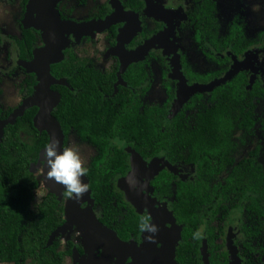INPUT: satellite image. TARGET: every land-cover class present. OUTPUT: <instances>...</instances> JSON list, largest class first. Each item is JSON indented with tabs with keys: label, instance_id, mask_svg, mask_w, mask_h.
<instances>
[{
	"label": "flooded vegetation",
	"instance_id": "af4514ba",
	"mask_svg": "<svg viewBox=\"0 0 264 264\" xmlns=\"http://www.w3.org/2000/svg\"><path fill=\"white\" fill-rule=\"evenodd\" d=\"M47 1L51 7L55 1L62 25L76 28L62 32L66 41L63 57L51 63V73L62 81L51 84V89L61 96L52 113L64 131V147L77 149L88 168L87 177L91 170L112 174L104 191H95L89 176V194L84 193L79 200L65 197L63 190L55 193L64 220L46 246L54 245L59 263L173 264L174 256L177 264H264V223L252 222L247 215L250 199L246 194L251 190L245 194L243 186L230 188L226 180L215 187L213 201H206L199 208L201 222L196 231L200 235L192 238L199 241L198 252L193 248L181 258L186 224L176 215L181 201L177 187L180 185L183 191L193 183L196 193H203L199 185L203 178L201 167L198 161L189 160V143H179L177 139L146 150L141 138L144 124L153 135L156 131L176 132L179 125L191 124L200 130V110L212 108L221 92L237 86L254 97V124L233 134L234 146L225 156L229 166L243 171L245 158L257 150L264 170V117L259 112V104H264V0L258 5L255 0ZM32 4L33 0H0V128L4 130L0 144L6 127L36 107L34 124L39 110L37 105L29 106L10 122V116L39 82L36 72L26 64L34 58L35 50H43L47 44L43 30L33 25L40 7ZM155 38L156 44L147 47ZM154 65L160 67V76ZM138 76L141 80L133 83L131 78ZM157 77L160 84L153 85ZM9 79H19V100L12 106L5 99L9 95ZM91 79L114 104L111 109L105 105L102 117L93 118L104 123V129L97 131L89 121L80 119L73 120L71 127H63L57 110L63 92L69 89L77 100L89 96L85 88ZM213 126L208 123L203 130ZM37 130L40 134L46 132L50 140L48 130ZM249 142L253 146L248 148ZM43 167V161L34 167L40 187L45 193L52 192L45 183ZM181 167L192 169L193 174ZM208 180L213 185L209 177ZM220 200H224V206L214 215L212 211L221 206ZM69 203L76 206L79 223L68 222ZM259 203L260 209L252 216L264 219V198ZM224 210L220 226L216 225L219 228L215 226L212 231L210 225L216 224ZM237 211L239 216L235 215ZM157 214L162 219L161 232L151 234L139 229L141 216H149L152 223ZM85 219L97 221L99 229L89 233L82 227ZM171 219L181 225L182 237L180 242L174 240L173 255L162 247L166 234L168 240L175 236ZM244 226L254 234L243 231ZM109 230L117 234L121 246ZM214 233L218 238L211 246L209 240Z\"/></svg>",
	"mask_w": 264,
	"mask_h": 264
},
{
	"label": "trees",
	"instance_id": "16d2710c",
	"mask_svg": "<svg viewBox=\"0 0 264 264\" xmlns=\"http://www.w3.org/2000/svg\"><path fill=\"white\" fill-rule=\"evenodd\" d=\"M131 79L133 83L141 80L139 76ZM95 85L91 79L90 86L85 88V93L89 96L80 97L78 100L72 98L69 89L63 92L57 108L63 127H71L73 120L80 119L84 123L89 121L93 125L91 127L97 131L104 129V123L94 121L93 118L96 115L102 117L105 105L111 109L114 104ZM253 99V95H248L242 88H226L217 97L212 108L205 112L200 110V130L193 129L191 124L187 127L179 125L176 132L166 134L156 131L153 135V131L144 124L141 138L146 150L156 149L177 139L179 143H189L192 148L191 153H188L189 160L198 161L203 173L199 183L203 193L197 194L193 183L186 185L185 192L180 185L177 187V196L181 201L179 204L176 201V215L186 224L184 241L180 245L182 259L185 253L193 248L198 252L199 241H193L192 238H195L193 232L201 222L202 210L199 208L202 203L213 201L211 198L216 196L215 187L217 188V184L222 180H226L229 187H235L236 190L238 186H243L245 194L251 190L250 194H246L250 199V211L247 215L252 222L257 220L264 223V219L252 216L260 209V199L264 198V170L258 161L257 150L250 151L249 156L245 158L243 171L236 169L237 166H229L225 156L234 146L233 134L246 127L249 129L254 124ZM36 109L35 107L26 111L14 124L6 127L0 144V261H10L13 264H60L54 245H46L50 234L63 222L64 216L61 208L57 206L55 192L45 193L44 190L40 194L41 180L37 170L32 167L37 161L41 147L48 142L47 133L40 134L33 124L32 116ZM208 123H213L214 126L209 128L210 130H203ZM173 133L176 134L175 138ZM242 164L244 163L240 165ZM245 168L249 171L245 172ZM88 175L91 187H94L95 191H104L103 187L112 174L91 170ZM208 177L213 181V185ZM223 202L224 200H220L222 207L218 205L219 208L212 211L214 215L222 210ZM225 214L226 210L219 216V220L216 219V224L210 225L212 231L216 225L220 226ZM243 231L254 234L247 226L243 227ZM217 238L218 235L214 233L209 244L213 246Z\"/></svg>",
	"mask_w": 264,
	"mask_h": 264
},
{
	"label": "water",
	"instance_id": "95a60500",
	"mask_svg": "<svg viewBox=\"0 0 264 264\" xmlns=\"http://www.w3.org/2000/svg\"><path fill=\"white\" fill-rule=\"evenodd\" d=\"M55 1H52V7L49 1L47 0H33L32 6H38L40 7L39 15L37 20L35 21L37 23L36 27H38L41 30H46V33H44V36L46 38L47 44L45 47H43V50L37 49L35 50V56L34 58L29 61L26 66L29 69H32L36 72V75L38 76L39 82L35 86L34 92L25 100V102L22 104V106L15 111L10 116V122H14L18 115H21L24 113L25 108L33 105L39 106V110L37 114L34 117V125L39 130H48L50 135V140L57 141L58 148L64 147V131L58 122L57 118L53 115V110L57 106L58 102L60 101V93L54 91L51 89V84L54 83H62L60 79H57L54 77V75L51 73V63L58 61L63 57L64 48L66 45L65 38L62 37V32H58V28L62 26L63 24L62 19L60 17V14L58 13L57 9L55 8ZM33 9V8H32ZM62 38L63 43H59L55 47H52L53 43L58 40L59 38ZM60 38V39H61ZM61 41V42H62ZM179 60L178 54L175 56L174 62L177 64V61ZM4 130L3 128H0V140L2 137ZM42 152L43 149L40 152V156L38 159V162L33 163L32 167L34 168L36 165H40L42 162ZM43 177L45 179V183L47 186L52 188V191L55 193H59L63 190L62 185L48 179L45 176V166L43 167ZM83 180H85L88 183L89 186V178L85 174L82 177ZM86 193V192H85ZM87 193L89 194V188ZM154 220L152 223H154L157 226V233L161 232L163 229L161 223L162 219L159 216V214L154 215ZM67 220L70 224L72 223H79V219L76 215V206L73 205V203H69L67 206ZM171 222L173 223V219H171ZM82 227H84L89 233L93 231H97L99 229L97 221L93 219H85ZM174 228V238L168 240L169 237L168 234H166V243L162 242V247L166 251V249H169L173 254H175L176 245L173 244L174 240L181 241V225H177L173 223ZM62 229V228H59ZM102 229V228H101ZM114 240H116L119 246L120 245V239L118 238L117 234L113 230H109ZM58 232V230H55L49 240L52 239V237ZM101 232H104V229H102ZM152 234V233H151ZM98 234L96 235V237ZM95 238L92 237L91 239ZM177 243V242H176ZM150 244L153 245V239L151 238ZM166 244V245H165ZM173 244V245H172ZM165 245V246H164ZM170 253V252H169ZM203 253L205 254V249L203 248ZM206 257V256H205ZM173 264H177L174 256H173ZM207 259V258H206ZM208 263V262H207ZM209 264V263H208Z\"/></svg>",
	"mask_w": 264,
	"mask_h": 264
},
{
	"label": "clouds",
	"instance_id": "9594fccd",
	"mask_svg": "<svg viewBox=\"0 0 264 264\" xmlns=\"http://www.w3.org/2000/svg\"><path fill=\"white\" fill-rule=\"evenodd\" d=\"M41 158L46 169L45 176L62 185L65 197L79 200L88 191V183L82 179L88 168L82 161L77 149L71 145L58 148L57 141L49 140L44 145ZM138 227L146 233L157 231V226L150 222L147 215L139 218ZM199 235L198 231L193 232L194 237ZM148 238L151 239V235Z\"/></svg>",
	"mask_w": 264,
	"mask_h": 264
},
{
	"label": "rangeland",
	"instance_id": "374dc122",
	"mask_svg": "<svg viewBox=\"0 0 264 264\" xmlns=\"http://www.w3.org/2000/svg\"><path fill=\"white\" fill-rule=\"evenodd\" d=\"M255 1H256V4L255 5H258L260 0H255ZM170 4L172 6H175V2L174 1H171ZM158 68H160V67L154 65V69L156 70L157 75L160 76V73L158 72ZM154 79H155V77H154ZM154 79H153V85L160 84L159 77H157L156 80H154ZM9 80H10V83H7V85H6L7 90L9 92V95L5 99L6 100H10V106H12V105L15 104V102L17 100H19V92H18V87H17V84H18L19 79H13V80L9 79ZM259 112H260L261 116L264 117V104H261V105L259 104ZM255 136L258 137V138L261 137L257 132L255 133ZM247 145H248V148L253 146V144L250 143V142ZM181 168L184 169V172L186 170L187 171L186 172L187 174H191V175L193 174V170L192 169L190 170L188 167H181ZM42 192H43V189L40 191V194H42ZM239 214H240V211H237L235 213L236 216H239Z\"/></svg>",
	"mask_w": 264,
	"mask_h": 264
},
{
	"label": "bare ground",
	"instance_id": "6f19581e",
	"mask_svg": "<svg viewBox=\"0 0 264 264\" xmlns=\"http://www.w3.org/2000/svg\"><path fill=\"white\" fill-rule=\"evenodd\" d=\"M33 25H37V23L36 22H33ZM62 25V24H61ZM66 25V24H65ZM71 29H76L75 27H72V26H64V25H62V26H60V28H58V32H61V31H69V30H71ZM43 32L44 33H46V30H43ZM72 32V31H71ZM68 33V32H67ZM61 38V37H60ZM58 39V40H56L54 43H53V47H55L56 45H58L59 43H61V41H62V38L61 39ZM158 40L155 38L154 40H152V41H150V42H148L147 43V47H149V46H151V45H154V44H156V42H157ZM181 95H182V93H181ZM142 166V165H141ZM134 174H136V172L134 173ZM144 177V176H143ZM142 206V205H141Z\"/></svg>",
	"mask_w": 264,
	"mask_h": 264
}]
</instances>
